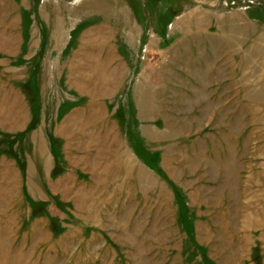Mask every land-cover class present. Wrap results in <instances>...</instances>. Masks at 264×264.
<instances>
[{"label":"rangeland","instance_id":"obj_1","mask_svg":"<svg viewBox=\"0 0 264 264\" xmlns=\"http://www.w3.org/2000/svg\"><path fill=\"white\" fill-rule=\"evenodd\" d=\"M0 264H264V0H0Z\"/></svg>","mask_w":264,"mask_h":264},{"label":"trees","instance_id":"obj_2","mask_svg":"<svg viewBox=\"0 0 264 264\" xmlns=\"http://www.w3.org/2000/svg\"><path fill=\"white\" fill-rule=\"evenodd\" d=\"M160 17L162 18V20H160V22H162V24L164 23V22H166L167 21V19L169 18V14L166 12V13H162V15H160ZM26 87L27 88V93H28V96L29 97H31L32 99V101H35L36 102V94H35V91H34V89L32 88V86L29 84V83H26L25 85H23V87ZM35 106V105H34ZM20 134H18L17 136H19ZM11 155H13V153H11ZM156 160V157H155V155H152V157H150V162H154ZM175 198H177V199H181L180 198V196H176ZM176 199V200H177ZM179 213H182V212H179ZM183 218H184V216H183V214H180ZM180 219V218H179ZM184 220V222H185V224H186V218H184V219H182V221ZM181 223H183V222H181Z\"/></svg>","mask_w":264,"mask_h":264}]
</instances>
